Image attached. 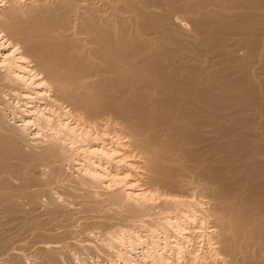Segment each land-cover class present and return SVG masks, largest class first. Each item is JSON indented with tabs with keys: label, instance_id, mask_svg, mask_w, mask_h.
Returning a JSON list of instances; mask_svg holds the SVG:
<instances>
[{
	"label": "bare ground",
	"instance_id": "bare-ground-1",
	"mask_svg": "<svg viewBox=\"0 0 264 264\" xmlns=\"http://www.w3.org/2000/svg\"><path fill=\"white\" fill-rule=\"evenodd\" d=\"M69 148L88 164L73 182L93 203L79 204L96 211L90 187L109 176L114 215L176 236L125 262L180 264L177 249L187 264H264V0H0V264L61 262L68 207L26 171L78 163ZM18 230L42 239L38 255Z\"/></svg>",
	"mask_w": 264,
	"mask_h": 264
},
{
	"label": "rangeland",
	"instance_id": "rangeland-1",
	"mask_svg": "<svg viewBox=\"0 0 264 264\" xmlns=\"http://www.w3.org/2000/svg\"><path fill=\"white\" fill-rule=\"evenodd\" d=\"M47 2L48 1H50L51 2V0H46ZM35 14H37V13H35ZM242 51L243 50H240V51H238L239 53H242ZM217 66V65H216ZM249 118V121L251 122V124H250V126L251 127H253V125L255 124V123H257L258 122V117H256V115L254 116H252L251 117V119H250V117H248ZM257 120V121H256ZM252 121L254 122V124L252 123ZM259 123V122H258ZM257 123V124H258ZM253 124V125H252ZM257 124H255L254 126H255V128H257ZM227 125V128H229V129H232L233 127H234V124H232V126H231V124H226ZM231 127H230V126ZM259 125V124H258ZM229 126V127H228ZM245 127H247V126H245ZM245 127H243L244 129H245ZM249 127V126H248ZM246 128L244 131H245V133H247L246 131H248V133L247 134H245L246 136L249 134V132H251L250 130L252 129V128ZM260 127H261V124H260ZM259 127V128H260ZM254 128V127H253ZM262 128V127H261ZM240 129V128H239ZM258 129V128H257ZM238 130V129H237ZM242 130V129H241ZM243 130H242V132H244ZM239 133H241V131H239ZM44 143H42V145H43ZM40 145H41V143H36V144H31V146H24V148L25 149H27V150H30V151H37L38 149H40ZM31 148V149H30ZM79 149H77V150H75V149H71V148H69L68 150H67V153H68V156H71L72 155V157H74V158H76L77 159V162L78 163H76V164H70L69 163V161H68V159H67V161H66V159L65 160H63V161H57V160H54L53 162H52V159H44L43 161L42 160H40V159H38L37 161H36V163L34 162V161H32V162H34L36 165L34 166V169L33 170H28V171H26V173H28V174H26V173H24V174H26L27 176H35V175H38V176H40V177H49V183H48V179L47 180H45L44 182L45 183H48V185L46 184V185H44V182H42L43 183V185L44 186H42V184L40 185L39 183L37 184V183H35L34 185H32V184H29V185H31V187L30 188H32V189H34V187L35 188H37V187H39V186H41V187H49L48 189H50V191H51V189H52V196H53V198L56 200V203H60L61 201L63 202V204L64 203H66V204H64V206H65V208H67L68 207V209H65L66 210V212H63V213H60V211H58L57 212V214H61V216H62V214H64V216H65V213H67L66 214V216H67V218L65 217H63L62 219H61V221L59 220V222H60V224H58V226H59V229H57L58 228V226L57 227H55L54 229L56 230V232H55V230H53L55 233H57V231L58 232H60V233H58L59 234V239H58V241H54L53 243H52V245H55L56 247H58L59 249H60V252H59V260L61 261V262H59V264H109V263H114V264H130L129 262H125V260L126 261H130V262H133V260H131V257H130V255H133L135 258H138L140 255H141V253H142V251L146 248V246L148 245V243H150L151 241H153V240H156L155 242H157L158 240V242L157 243H159L160 244V246L161 245H164V243L165 244H167L165 247L166 248H168V245H173V243L175 242V241H169L171 238H173V239H175L176 238V236L171 232V230L170 229H172V227L171 228H169V230L170 231H167L168 232V234H170L169 236L170 237H167L166 238V234L165 233H163L164 232V229L163 228H160L159 226H157L158 227V229H157V231L158 232H152L150 235H148V236H146V231H147V225H143L142 224V222H141V220H139L138 219V217H136L135 218V221L133 222V223H131V224H129V223H127L126 221H125V219H123V220H121L122 219V217H118L117 215H114L113 214V211L116 209L115 207H117L116 205H114L113 204V207H111L112 206V203H110L109 202V200L107 201V198H105V197H107L106 195V193H108V191L109 190H114V189H116V188H118L119 187V184L120 183H112V185H111V187H110V189L108 190L105 186L103 187V185L104 184H107V183H109V176H107L106 177V179H103V185L102 184H100V183H98V184H96L95 185V187H90L91 189L92 188H95V190H97L98 191V195L97 196H95V197H100V198H103L104 200H106L105 202H104V200L102 199L100 202H99V204L96 206V207H94V209H97L96 211L95 210H93V208H92V210L91 209H87V207H85L84 205H82V204H79L80 202L81 203H89V202H91L92 200H89V201H87L88 199H92L91 198V196L90 197H88V199H86L85 197L86 196H84V194H83V192H82V188H80L79 186H77L76 184H75V182H73V178H75V176L81 171H83V169L84 168H86L87 166L86 165H88L87 163H85V162H87L86 161V159H85V155H84V153L82 154V153H79V152H81L80 150L78 151ZM69 151V152H68ZM75 151V152H74ZM66 153V154H67ZM82 155V156H81ZM84 155V156H83ZM83 157V158H82ZM82 158V159H81ZM43 159V158H42ZM85 159V160H84ZM50 160H51V162H50ZM90 160H94V161H96L95 160V157H91L90 158ZM84 161V162H83ZM48 162H50V163H48ZM55 162V163H54ZM104 162V161H103ZM54 166H53V165ZM59 164V165H58ZM70 164V165H69ZM38 165V166H37ZM47 165V166H46ZM68 165V166H67ZM85 165V166H84ZM105 165V164H104ZM37 166V167H36ZM55 166H57V168L55 167ZM21 168V166H18L17 167V170L18 171H16V172H18V174H17V177L18 178H15V182L16 183H19V177H21L23 174V172H22V169H20ZM72 168V169H71ZM110 167H108L107 169H109ZM38 169V170H37ZM58 169V170H57ZM60 169H61V172H60ZM40 170V171H39ZM56 170V171H55ZM75 170V171H74ZM44 171V172H43ZM79 171V172H78ZM100 171V170H99ZM1 173L0 174H3L4 173V175H7V171H0ZM58 172V173H57ZM6 173V174H5ZM43 173H45V174H43ZM50 173V174H49ZM53 173V174H52ZM9 174V173H8ZM13 174H15L14 172H13ZM55 175V176H54ZM70 175V176H69ZM51 178V179H50ZM108 178V179H107ZM69 179V180H68ZM57 180V181H56ZM107 180V181H106ZM66 182V183H65ZM65 183V184H64ZM36 185V186H35ZM54 185V186H53ZM67 185V186H66ZM74 185H76V186H74ZM63 186H64V188H63ZM73 186V187H72ZM28 187V188H29ZM67 187V188H66ZM69 187V188H68ZM78 187H79V189H78ZM29 188V189H30ZM77 188V189H76ZM69 189H76V191L77 192H75V196H76V198H74L75 196H71L72 194L74 195V192H72L71 190L69 191ZM79 190H80V193H79ZM106 191V193H103V192H105ZM108 190V191H107ZM54 192V193H53ZM62 192V193H61ZM67 192V193H66ZM69 192H71V194L69 193ZM64 193H65V195H64ZM70 194V196H69V194ZM80 194L82 195V198H83V200L85 201H83L82 199H80L79 197H80ZM106 194V195H105ZM59 195V196H58ZM68 195V196H67ZM103 195V196H102ZM45 198H44V197ZM42 197H41V200L43 199V200H45L46 199V201L48 200V196L47 195H43ZM47 196V197H46ZM78 196V197H77ZM84 196V197H83ZM105 196V197H104ZM67 198V201L65 200ZM72 198H73V200H72ZM62 199V200H61ZM63 199L65 200V201H63ZM86 199V200H85ZM42 200V201H43ZM83 202H82V201ZM100 200V199H99ZM60 201V202H59ZM69 201V202H68ZM72 201V202H71ZM80 201V202H79ZM44 202V201H43ZM61 202V203H62ZM68 202V203H67ZM74 202V203H73ZM78 202V203H77ZM103 203V204H100V203ZM107 202H109V203H107ZM91 203H93V201L91 202ZM105 203V204H104ZM107 203V204H106ZM49 204V203H48ZM68 204V205H67ZM51 206H52V204H50ZM70 205V206H69ZM81 205L84 207H81ZM49 206V205H48ZM109 206V207H108ZM115 206V207H114ZM50 207V206H49ZM98 207H99V210H101V211H103V212H101V211H99L98 210ZM81 208V209H80ZM86 208V209H85ZM106 208V211H107V209H110V210H108V213L104 210ZM115 208V209H114ZM118 209H123L122 207L120 208L119 206L117 207ZM83 209V210H82ZM112 209V210H111ZM114 209V210H113ZM42 212H43V210L42 209H40ZM39 210V211H40ZM68 210V211H67ZM78 210V211H77ZM80 210V211H79ZM90 210V211H89ZM40 211V212H41ZM101 213H99V212ZM109 211H112V213H111V215H110V213H109ZM93 212H95V213H93ZM99 214H98V213ZM34 213H36V212H34ZM70 215H69V214ZM85 213V214H84ZM105 213H107V215L109 216V218H108V216H106V214ZM33 214V213H32ZM60 214L59 215H57L58 217L57 218H59V216H60ZM103 214H104V216H103ZM113 214V215H112ZM79 215V216H78ZM90 215V216H89ZM101 215L103 216V217H105V218H101ZM70 216V217H69ZM81 216V217H80ZM100 216V217H99ZM114 218H113V217ZM92 217V218H91ZM97 217V218H96ZM101 218V219H99V218ZM108 218V219H107ZM121 218V219H120ZM82 219V220H81ZM93 219V220H92ZM95 219V220H94ZM105 219H107L105 222L104 221H102V220H105ZM133 219V218H132ZM100 220H101V222H100ZM109 220V221H108ZM65 221V222H64ZM94 221H96V222H94ZM108 221V222H107ZM150 221V220H149ZM148 221V222H149ZM94 222V223H93ZM100 224H99V223ZM112 224H110V223ZM154 222V221H153ZM67 225H66V224ZM70 223V224H69ZM79 223V224H78ZM105 223H107V224H109V225H105ZM124 223V224H123ZM125 223H127V224H125ZM65 224V225H64ZM97 224H99V225H97ZM102 224H104L103 226H102ZM133 224V225H132ZM150 224H152V221H150ZM154 224V223H153ZM152 224V225H153ZM91 225V226H90ZM119 225V226H118ZM124 225L126 226V228L124 227ZM128 225V226H127ZM143 225V226H142ZM66 226V227H65ZM89 226V227H88ZM95 226V227H94ZM154 226V225H153ZM156 226V225H155ZM61 227V228H60ZM109 227V228H108ZM122 227L124 228V229H127V230H129V231H127V230H123L122 229ZM128 227V228H127ZM113 228V229H112ZM121 228V229H120ZM132 228V229H131ZM140 228V229H139ZM146 228V229H145ZM89 229V230H88ZM163 229V230H162ZM117 230V231H116ZM121 230V232H119ZM19 231V230H18ZM30 231V230H29ZM20 233H18V235H21L22 236V240L21 241H19L20 243H25V245H27L26 246V248L27 249H25V251L27 250H29L28 252H26V253H28L29 255V257H34L35 255H38L37 253H38V247L39 246H41L42 244H43V242L42 241H40V240H42V239H39V238H37L35 235H34V233H32V232H34V231H32L31 230V232H28V233H26L25 232V230H23V232L22 231H19ZM22 232V233H21ZM24 232H25V234H24ZM65 232V233H64ZM30 233V234H29ZM32 233V234H31ZM64 233V234H63ZM119 233V234H118ZM171 233H172V235H171ZM23 234V235H22ZM27 234V235H26ZM63 234V235H62ZM72 234V235H71ZM84 234V235H83ZM120 234H124V236H125V238H123L124 240H120L119 241V239H117L116 237L117 236H120ZM134 234H138L139 236H140V238H139V241L137 240V236H135ZM156 234V235H155ZM163 234H165V235H163ZM67 235V236H66ZM111 235H112V240H111ZM114 235V236H113ZM29 236V237H28ZM61 236V237H60ZM66 236V237H65ZM116 236V237H115ZM131 236V237H130ZM157 236H159V237H157ZM165 236V237H164ZM172 236V237H171ZM25 237H27V238H25ZM106 237H108V238H106ZM113 237H115L114 239H113ZM149 239H148V238ZM21 238V237H20ZM64 238V239H63ZM151 238H152V240H151ZM27 239V240H26ZM131 239H132V241L134 240V242L133 243H131L132 241H131ZM143 239V240H142ZM146 239H148V242L146 241ZM129 240V241H128ZM35 241V242H34ZM146 241V242H145ZM33 242V243H32ZM136 242V243H135ZM144 242H145V244H144ZM42 243V244H41ZM131 243V244H130ZM31 244V245H30ZM41 244V245H40ZM51 244V243H50ZM65 244V245H64ZM135 244V245H134ZM147 244V245H146ZM34 245V246H33ZM131 245V246H130ZM132 245H134L133 247H132ZM150 245V244H149ZM148 245V246H149ZM30 246H32V247H30ZM61 246V247H60ZM147 246V247H148ZM86 247V248H85ZM130 247H132V249L130 248ZM35 248H36V250H35ZM57 248V249H58ZM62 248V249H61ZM188 248H190V246H188ZM100 249V250H99ZM175 250V252L173 251V254H171L170 255V257H168L169 259H173V262H177V263H180V264H187L185 261H183L184 259L182 258L183 257V255L182 254H179V252H178V250L177 249H174ZM59 251V250H58ZM64 251V252H63ZM122 252V254H120ZM62 253V254H61ZM103 253V254H102ZM114 253V254H113ZM126 253V254H125ZM33 254V255H32ZM61 254V255H60ZM124 254V255H123ZM90 255V256H89ZM122 255V256H121ZM128 255V256H127ZM137 255V256H136ZM179 255H180V257H179ZM104 256V257H103ZM124 256L126 257V258H124ZM36 257H38V256H36ZM36 257H34V259L33 258H30V260H29V263H31V264H36L37 263V258ZM67 257V258H66ZM130 257V258H129ZM35 258H36V260H35ZM62 259V260H61ZM124 259V260H123ZM35 262H34V261ZM96 260V261H95ZM81 261V262H80ZM124 261V262H123ZM218 262V264H228L226 261H222L221 259L220 260H217ZM219 261H220V263H219ZM34 262V263H33Z\"/></svg>",
	"mask_w": 264,
	"mask_h": 264
}]
</instances>
